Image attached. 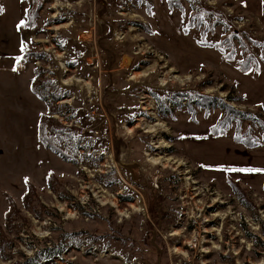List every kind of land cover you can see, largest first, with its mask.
<instances>
[{"label": "rangeland", "instance_id": "obj_1", "mask_svg": "<svg viewBox=\"0 0 264 264\" xmlns=\"http://www.w3.org/2000/svg\"><path fill=\"white\" fill-rule=\"evenodd\" d=\"M255 1L0 0V264H264V179L183 146L264 151Z\"/></svg>", "mask_w": 264, "mask_h": 264}, {"label": "crops", "instance_id": "obj_2", "mask_svg": "<svg viewBox=\"0 0 264 264\" xmlns=\"http://www.w3.org/2000/svg\"><path fill=\"white\" fill-rule=\"evenodd\" d=\"M243 1H245L252 10L257 11L259 4L256 3L255 0ZM257 75V79L254 80V82L251 83L252 86L249 87V80L252 77L246 75L244 76V74L241 73V88L248 94L251 102L261 103L264 105V69H262ZM250 88L254 89L253 94L249 93ZM183 146L187 157L192 160V162L204 165L208 167V169L213 168L215 165H221L223 167L230 168H241V176H244V178L247 180H256L258 183L264 179V164L251 165V161L249 160L252 154H261L264 156L263 150L254 149V152L245 151V149L243 150L244 145L241 144V161L243 164L223 165L221 164L224 162L223 159H225L222 158L223 155L229 154L231 157V155L237 154L236 151L231 152V150L237 146V143L231 137H215L211 135L188 136L185 138ZM252 169L255 170L249 171Z\"/></svg>", "mask_w": 264, "mask_h": 264}, {"label": "trees", "instance_id": "obj_3", "mask_svg": "<svg viewBox=\"0 0 264 264\" xmlns=\"http://www.w3.org/2000/svg\"><path fill=\"white\" fill-rule=\"evenodd\" d=\"M30 1V3L32 2L33 3V0H29ZM29 12V11H28ZM202 16L200 15V13H196L195 15H192V18L194 19V18H196L197 20L198 19H201L202 20V18H201ZM32 23H33V20H32V16L31 15H29V13H28V17H27V19H26V21H25V23H24V25H25V27H30V26H32ZM243 46H245V44H243ZM30 54H32V52L30 51V50H24L23 51V54H22V58H21V62H24L25 60H24V58H26L28 55H30ZM33 56H38V55H33ZM239 66H240V68H241V70L243 71V72H245V73H250V71L253 69V67H255V68H257L256 69V71H261V70H259L260 68H259V62H257V60H255L251 55L249 56V57H247L246 58V60H244V61H240L239 62ZM255 71V72H256ZM32 88L33 89H35L34 88V83H33V85H32ZM34 92H36V93H38V94H40V96H44L43 95V92L42 91H38V90H34ZM45 97V96H44ZM46 98V97H45ZM43 125H42V122H40V127H39V129H40V134H42V127ZM225 134V133H224ZM221 135H223V134H221ZM216 136V135H215ZM234 139H236L238 142H241V144L243 143V145H246V146H248V147H251V148H255L254 146L255 145H252V144H249L247 141H243V140H240V139H238V138H234ZM257 145V144H256ZM47 146H49L50 147V145H47ZM61 154H63V153H61ZM31 188H32V185H29V187H28V193L27 194H29L30 192H31ZM33 190V189H32ZM9 197V196H8ZM13 201V200H12ZM12 209H13V207H12V203H11V205L9 206V210H8V213L10 214L11 212H12ZM53 252V251H52ZM39 255V254H38ZM37 255V257H35V258H32V259H30L28 262H32V261H34V264H36V262H37V259L36 258H39V256ZM51 256V255H50ZM43 258H45V257H43ZM42 259V258H41ZM41 259H39V260H41Z\"/></svg>", "mask_w": 264, "mask_h": 264}, {"label": "snow or ice", "instance_id": "obj_4", "mask_svg": "<svg viewBox=\"0 0 264 264\" xmlns=\"http://www.w3.org/2000/svg\"><path fill=\"white\" fill-rule=\"evenodd\" d=\"M0 11H2V9H0ZM24 22L23 21H21V25L23 24ZM232 170H235V169H232Z\"/></svg>", "mask_w": 264, "mask_h": 264}]
</instances>
